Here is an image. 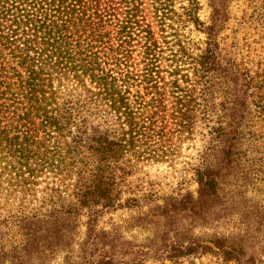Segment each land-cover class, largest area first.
<instances>
[{"label": "trees", "instance_id": "1", "mask_svg": "<svg viewBox=\"0 0 264 264\" xmlns=\"http://www.w3.org/2000/svg\"><path fill=\"white\" fill-rule=\"evenodd\" d=\"M232 1L0 0V264H264V54L222 46ZM184 157L194 190L132 185Z\"/></svg>", "mask_w": 264, "mask_h": 264}, {"label": "rangeland", "instance_id": "2", "mask_svg": "<svg viewBox=\"0 0 264 264\" xmlns=\"http://www.w3.org/2000/svg\"><path fill=\"white\" fill-rule=\"evenodd\" d=\"M200 15L206 18L208 7L206 0H200ZM257 0H233L230 4V17L227 28L221 34L222 46L228 48L232 39L237 40L240 47V59L242 62L257 61L264 54V28L252 15V8ZM236 31V36L234 35ZM193 152L194 149H185V152ZM187 158H180L170 166L166 163L146 164L140 172L132 177V185H142L144 191L149 188L156 194L175 193L179 189L194 190L196 184L191 179V174L186 172ZM128 211L119 209L115 212L103 215L100 225L108 227L110 223H122L128 217ZM83 229V228H81Z\"/></svg>", "mask_w": 264, "mask_h": 264}]
</instances>
